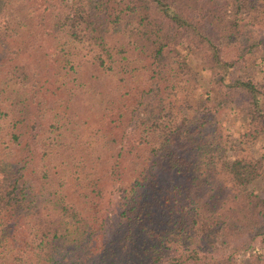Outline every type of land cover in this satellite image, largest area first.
Segmentation results:
<instances>
[{
  "label": "trees",
  "instance_id": "trees-1",
  "mask_svg": "<svg viewBox=\"0 0 264 264\" xmlns=\"http://www.w3.org/2000/svg\"><path fill=\"white\" fill-rule=\"evenodd\" d=\"M249 27L264 0H0V264H264L263 43L233 76L215 38ZM202 98L233 132L192 128Z\"/></svg>",
  "mask_w": 264,
  "mask_h": 264
},
{
  "label": "rangeland",
  "instance_id": "rangeland-1",
  "mask_svg": "<svg viewBox=\"0 0 264 264\" xmlns=\"http://www.w3.org/2000/svg\"><path fill=\"white\" fill-rule=\"evenodd\" d=\"M216 42L219 45V47L222 50V55L224 58L227 60L229 59H234L236 58V64L234 65V68L232 69V74L233 76H239L243 73H246V59L248 60V53L246 52V49L250 47L253 43L257 42H262L263 46L261 47H254L251 48V54L255 55H264V37L262 36V31L259 28H246L245 30L241 31L238 35H216ZM43 49V48H42ZM49 52V47L45 48L44 51L42 50H35L32 49L29 56L30 59L36 60L40 56H42L44 53ZM30 69H34V66L32 65ZM95 76L97 78H92V74L90 73H84V78L83 81L86 83L87 86L93 87L97 90H99L100 93H104L103 95L105 96L106 99V105L108 107L112 106L111 113L113 114L112 119L117 120L118 119V109L117 107L120 106V98H122L120 95L114 93L106 88V80L102 79L105 78L104 76H100L99 73L95 72ZM107 79V78H106ZM35 81V80H34ZM50 75L48 76V81L45 86L50 85ZM217 90V88L215 87ZM39 92L41 91L40 95L41 97L47 98L46 95L42 94V90H38ZM223 89H221L218 93L222 92ZM204 99L203 102L206 104L208 107V113H205L203 111H192V128L196 124H204L203 125V130L204 132H212L214 133V138H218V135H221L220 138L224 136V131L227 130L226 132L230 133L233 132V122H232V114L234 111L226 109L224 107L221 108H215L214 102H209L210 100L206 98ZM33 106V107H32ZM31 108L28 109L29 112H34L35 107H36V102H35V107L34 103L32 104ZM205 114V116L202 113ZM15 119L17 122H15V130L17 131H24L26 129L27 125V120L26 116H21L19 113H14ZM22 118V120H21ZM29 121V119H28ZM125 122V120H124ZM236 123V120L234 121ZM118 128L116 130H113V132H117ZM20 143L19 144H14L12 145V152L14 153L16 149H18L20 146L23 144V140L21 137H19ZM94 137L87 139V146H90L91 148L94 146ZM86 144V143H85ZM250 147L254 150L253 152H258L259 154L264 153V139L261 141H254L250 144ZM255 156H257V153H253ZM22 155V153H19V156ZM120 171L121 175H119V183H122L123 185L127 184L129 181L130 177L133 176L132 172L127 171V167L125 168L123 164L120 166ZM261 181H258L256 184H254L255 187H257L259 190H261ZM243 241H237V246L239 247L242 244ZM253 250L258 253L263 252V249L260 247V242L259 240H254L252 243ZM248 256V252H237L235 251L234 255L231 258L230 264H245L246 263V257Z\"/></svg>",
  "mask_w": 264,
  "mask_h": 264
}]
</instances>
